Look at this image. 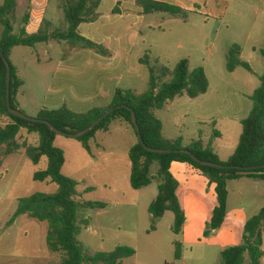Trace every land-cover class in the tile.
Returning <instances> with one entry per match:
<instances>
[{"label":"rangeland","instance_id":"1","mask_svg":"<svg viewBox=\"0 0 264 264\" xmlns=\"http://www.w3.org/2000/svg\"><path fill=\"white\" fill-rule=\"evenodd\" d=\"M241 1L245 4L243 22H251L258 15L256 8L260 6L259 0L196 2L187 0L186 2L190 4L196 3L197 10H201L208 17L194 18V15H191L192 23L200 19L201 27H194L193 24L189 26L191 28L188 29L189 34L185 36V46L196 51V55L192 57L191 70L195 66L207 64L212 85H218L222 79L246 92H251L253 87L258 89L261 85L264 58L259 49L256 53L252 52L253 45L244 41V29L239 26L242 20L232 21L234 11L238 9ZM3 2L4 0H0V6ZM18 3L19 8L14 22L16 34L23 26L22 20L27 13L29 0H18ZM48 7L45 26L50 32H64L68 27L63 12L64 3L61 0H51ZM227 8L229 28H226V25L222 26L217 19L222 10L225 11ZM204 20L207 22H203ZM2 34L3 27L0 25V38ZM156 39L171 45L174 43L169 42L175 41L174 38L162 33L157 34ZM234 45L244 47V60L251 62L252 72L240 68L236 74H231L227 70L228 57L225 55L228 56L230 48ZM69 50L66 42H54L51 47L40 44L35 47L13 49L10 61L18 69L19 76L24 82L18 95L20 107L18 104L17 107L26 116L38 117L39 107L51 95L49 85L54 79L58 64ZM148 53L152 54L151 52L146 54ZM136 86L139 94L149 89V85L140 82L136 83ZM224 96V93H210L195 100L183 96L170 102L162 111L157 112V117L163 123L165 138H182L183 144L189 145L198 140L206 141L215 134L222 135L223 137L219 139L214 138L216 152L221 161H228L238 147L242 126L235 121L225 123L222 118H219L217 124H213L209 119L211 112L216 111L217 104L224 101ZM234 100L232 97L227 99L228 102ZM202 103L207 109L205 112L199 108ZM250 103L253 105V101ZM121 125L128 127L129 134H123L125 128ZM100 137L110 149L106 154L103 153V158L98 157L97 160L100 161H96L99 163L96 165H91L92 159L77 139L58 135L54 143L55 147L65 153L63 174L77 182L76 200L81 203L108 204L106 209H87L80 213V220H87L88 228L81 232L78 239L88 256L110 253L119 247H129L133 248L136 254L123 260L121 264H221L222 250L243 243L246 222L252 218L257 203V200L253 199V191L249 190L248 186L239 190L234 182L230 184L231 200L227 224L213 234L205 236L213 217L211 206L217 205L215 186L211 185L208 188L202 179L192 181L187 175H178L181 181L179 196L189 221L183 232L176 235L173 232L172 212H166L164 217L156 221L149 212L151 204L158 196L160 181L154 180L155 182L142 190H133L127 159L122 157L118 159L114 155L117 150L125 154L128 148L137 143L133 128L116 122L109 134H102ZM18 141L21 145L24 143L36 145L39 136L23 130ZM47 168L46 157L39 164H35L28 160L24 151L3 158V166L0 169V264H20L11 257L22 258L20 261L25 264L26 261H30L29 257L35 255L47 258L48 264L59 262L58 256L48 247L46 223L24 216L16 226L9 225L20 199L37 193L56 194L59 191V187L51 181H35V174ZM157 172L158 165L155 164L151 173L156 175ZM261 202H264V199ZM261 202L257 206H260ZM242 206L246 208L244 213H240ZM235 216H239V221L233 227ZM177 243L183 247L180 261L175 259ZM245 264H249L248 256Z\"/></svg>","mask_w":264,"mask_h":264},{"label":"trees","instance_id":"2","mask_svg":"<svg viewBox=\"0 0 264 264\" xmlns=\"http://www.w3.org/2000/svg\"><path fill=\"white\" fill-rule=\"evenodd\" d=\"M64 3L63 12L67 29L64 32H50L41 26L35 34L27 32L30 24V13L25 14L23 26L19 33H15L14 22L19 8L18 0H4L0 6V25L3 34L0 38V50L11 65V105L17 107V96L24 86L18 76V70L10 61L13 49L17 47H35L52 41L66 42L72 50H92L99 55L108 56L110 51L102 45L94 43L78 33L81 24H91L99 20V6L101 0H61ZM145 13H168L173 16H186L179 7L150 0H137ZM264 58V48L261 49ZM242 47L234 45L230 48L227 59V70L234 72L238 68L252 71L251 66L241 59ZM141 63L149 68V89L143 94H136L131 90L117 89L112 103L107 108H95L86 114H77L67 107L59 110H42L38 119L54 125L66 134H77L84 131L107 113L96 128L82 138L77 139L88 152L91 141L98 132H108L114 122L120 121L130 126L138 134L132 122V112H135L141 130L144 144L152 149L171 151L169 154L150 153L145 150L139 139L131 148L129 158L131 162L130 184L133 190L139 191L160 181L158 196L151 204L149 212L154 221L164 217L166 212L174 214L173 232L182 233L186 223V215L182 209L177 192L179 182L171 172L173 163H184L205 175L210 184L215 185L217 206L205 236L219 230L226 219L228 210V182L242 178L264 181V75L260 78L261 85L251 96L253 110L242 121V135L235 153L228 161H221L212 144L205 146L201 140L192 142L189 146L183 144L182 138L167 139L163 134V123L157 117L170 102L183 96L197 99L209 90V79L203 68L190 70L188 60H182L174 68H169L146 54ZM20 111V110H19ZM21 112V111H20ZM23 113V112H21ZM24 114V113H23ZM37 134L39 141L36 145L20 144L18 137L21 131ZM58 134L51 131L49 126L33 123L11 115L7 107V67L0 56V169L3 158L24 151L28 160L39 164L43 158L48 159V168L35 174L38 182L51 181L59 187L56 194L37 193L19 200L18 208L9 223L20 217L48 225L47 243L50 251L58 256L56 264H121L123 260L136 254L133 248L119 247L110 253H99L88 256L78 237L88 228V221L80 220V213L87 209L104 208L101 202H78L77 182L62 172L66 163L63 150L54 146ZM188 150L199 160L207 161L229 169L206 167L195 162L192 157L181 151ZM157 164L158 172L152 175L151 169ZM234 167L245 168L236 170ZM263 231L264 208L245 225L243 243L239 246L224 250L221 254V264H245L246 256L249 264H263ZM182 245L176 244L175 259H182Z\"/></svg>","mask_w":264,"mask_h":264},{"label":"crops","instance_id":"3","mask_svg":"<svg viewBox=\"0 0 264 264\" xmlns=\"http://www.w3.org/2000/svg\"><path fill=\"white\" fill-rule=\"evenodd\" d=\"M150 1L179 7L186 13V16H173L168 13H145L144 9L138 5L137 0H101V4L99 6V20L91 24H81L78 28V33L82 37L105 47L110 51V55L102 56L92 50H72L68 45L70 50L63 56L61 62L58 64L54 79L49 85L51 95H49L44 103L39 107V113L44 109L54 111L63 107H67L77 114H86L95 108L109 107L112 103L113 95L117 89L131 90L136 94H139L136 83L140 82L144 85H149L150 82L149 68L140 61L147 52H151L152 54H150V56L154 60L169 68L177 66V64L182 60H188L191 70L192 57L193 55H196V51L191 47L185 46V36L186 34H189L188 29L191 28L189 27L190 25L193 24L194 27H201L200 19L192 23L191 15H194V18H196L197 16L208 17L207 14L203 13L201 10H197L196 3L190 4V2H186L187 0ZM193 1L196 2L197 0ZM50 2L51 0H29V6L27 9V13H30L31 16L30 24L27 26V32L29 34L38 32L41 26L46 25V16ZM258 2L260 3V6L256 8L258 15L256 18L252 19L251 22H243L245 4L242 1L239 2L240 5L238 9L234 11L235 16L232 17V21L242 20V23H240L239 26H242L244 29V41L253 45L251 46V51L254 53H256L258 49L261 51V49L264 48V0H259ZM228 12V8L225 11L222 10L221 14L218 15L217 18L220 20L222 26L226 25V28L230 27L228 25L229 21H227ZM205 21L206 20L203 22ZM160 33L167 37L174 38V42H169L174 44L171 45L159 42L156 39V36ZM203 41H205V39ZM54 42L57 41H52L47 45L51 47ZM244 54L245 49L243 47L241 59L251 66V62L249 60H244ZM225 57L228 56L225 55ZM203 61V63H205V60ZM206 65L207 64H202V66L199 67L195 66L193 70H191L194 71L197 68H203L206 71L207 77L209 79L208 92L199 98L205 97L210 93H224L225 95L224 101L219 105L217 104L216 111H209L211 112V116L209 118L210 121H212L213 124H217L219 118H222L223 122L225 123L235 121L237 124L242 126V121L245 120L253 110V105L250 103L252 102L251 96L254 94L257 88L253 87L251 92H246L240 89L238 86L230 84L227 82V80L224 81L222 79H220L221 81L218 85H212L208 76V68ZM239 69L240 68L230 73L236 74ZM49 97L52 98L49 99ZM228 97H232L235 100L228 102ZM16 104H18L20 107L18 96ZM233 104H236V106ZM199 108L203 112L207 110L203 103L199 106ZM121 126H124L123 128H125L123 134H129L128 127H125V125ZM110 131L98 132L96 134L95 138L91 141L90 152L84 149L82 145L83 149L88 152L90 158L92 159L91 165L99 164L96 163V161H100L97 160L98 157L103 158V153L106 154L108 149H110L103 138L100 137L102 134H109ZM221 137L223 136L215 134L212 137L207 138L206 141H201L205 146L212 144V147L216 152L217 147L216 140H214V138L219 139ZM56 141L57 138L55 142ZM134 145L135 143L125 151V154L120 153L118 150L117 153L114 154L118 159L121 157L127 159V166L130 167V176L131 162L129 153ZM171 172L179 182V189L177 192L179 198L181 181L178 175H187L188 177L192 178V181L202 179L209 186L208 188H210L212 185L205 175L184 163H173ZM232 182H234L235 186H237L239 190H242L244 186H248L249 190L253 191V199L257 200V203L255 204L256 208L252 217L256 216L264 208V202H261L262 199H264V181L250 178L229 181L228 210L223 226L227 224V220L229 218L231 200L230 184ZM159 186L160 182L158 189ZM179 201L181 203L182 209L184 212H186L182 205L181 198ZM260 202V206H257ZM101 203L106 204V206L99 209H106L108 204L105 202ZM216 206L217 205L211 206L212 212H214ZM245 211L246 208L242 206L240 213H244ZM22 218L23 217L18 218L14 224H12V226H16L18 221ZM188 221L189 219L186 217V223L183 227V230L186 228ZM237 221H239V216H235L233 227L236 225ZM224 250L221 251V254ZM11 258L15 261H18L20 264H24L20 261L22 258ZM28 259L30 261H26L25 264H48L46 262L47 258H41L39 255L31 256ZM40 261L43 262L40 263ZM262 262L264 264V256Z\"/></svg>","mask_w":264,"mask_h":264},{"label":"water","instance_id":"4","mask_svg":"<svg viewBox=\"0 0 264 264\" xmlns=\"http://www.w3.org/2000/svg\"><path fill=\"white\" fill-rule=\"evenodd\" d=\"M0 56L4 60V63L6 65V67H7V107L9 109V112L11 113V115H13L15 117H18V118H21V119H24L26 121L33 122V123L46 124L47 126H49L51 131H53L54 133H56L58 135L74 138V139H79V138L84 137L89 132H91L94 128H96L104 119H106L109 116L110 113H107L102 118H100L98 121H96L93 125H91L87 129H85L84 131H81V132H79L77 134H74V135L66 134V133H63V132L59 131L54 125H52L51 123H49L47 121L40 120L38 118H30V117L26 116L25 114L21 113L19 110L14 109L12 107V105H11V79H12L11 73H12V69H11V65H10L9 61L4 56V54H3V52L1 50H0ZM132 122H133V124L135 126V129L137 131L138 139H139L140 143L143 145V147L145 148V150L147 152L156 153V154H169V153H171V151H167V150L152 149V148L147 147L144 144V141H143V138H142V135H141V130H140V127H139L135 112H132ZM181 152L190 155L195 162H197L198 164H200L202 166L212 167V168H217V169H229V167H227V166H223V165H219V164H215V163L199 160L195 155H193L188 150H183ZM234 168L236 170H240V171L245 170V168H241V167H234Z\"/></svg>","mask_w":264,"mask_h":264}]
</instances>
